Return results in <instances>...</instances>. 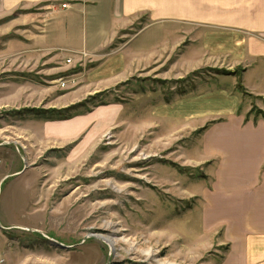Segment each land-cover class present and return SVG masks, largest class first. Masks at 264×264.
<instances>
[{"label": "rangeland", "instance_id": "374dc122", "mask_svg": "<svg viewBox=\"0 0 264 264\" xmlns=\"http://www.w3.org/2000/svg\"><path fill=\"white\" fill-rule=\"evenodd\" d=\"M36 12L0 6V144L14 160L0 220L17 223L0 228V264H222L225 226L202 221L219 161L203 138L228 112L264 113L232 35L140 14L104 50H35L32 20L14 23ZM75 120V135L46 125Z\"/></svg>", "mask_w": 264, "mask_h": 264}, {"label": "crops", "instance_id": "0c3cea01", "mask_svg": "<svg viewBox=\"0 0 264 264\" xmlns=\"http://www.w3.org/2000/svg\"><path fill=\"white\" fill-rule=\"evenodd\" d=\"M7 2L14 7L17 3L36 7V13L23 19L25 23H14L18 27L32 20V30L28 25L25 29L35 50H104L118 32L132 27L140 14H147L152 23L161 19L183 21L191 33L195 28L200 34L232 35L237 62L246 67L244 79L258 77L250 83V92L264 96V0H0V6ZM201 40L203 43V37ZM128 44L129 40L122 46L127 49ZM26 87H12L14 91L9 90V94L18 97ZM114 109H99L94 116L101 120ZM248 111L246 108L245 114ZM245 114L228 112L203 138L208 154L218 155L219 161L212 189L204 190L202 221L206 226H225V240L232 244L222 264H264V119L259 117L254 122L251 116L244 122ZM78 123L46 125L67 136L75 135ZM0 155L7 159L6 165L0 163V174L12 171L10 149L0 144ZM13 188L11 184L5 192L4 209L15 207ZM0 222L2 229L17 225L3 222V218Z\"/></svg>", "mask_w": 264, "mask_h": 264}, {"label": "bare ground", "instance_id": "6f19581e", "mask_svg": "<svg viewBox=\"0 0 264 264\" xmlns=\"http://www.w3.org/2000/svg\"><path fill=\"white\" fill-rule=\"evenodd\" d=\"M103 240H105V241L109 244V246H112V247H113L114 244H115V241H114L113 239H109V238L106 239V238H105V239H103Z\"/></svg>", "mask_w": 264, "mask_h": 264}, {"label": "trees", "instance_id": "16d2710c", "mask_svg": "<svg viewBox=\"0 0 264 264\" xmlns=\"http://www.w3.org/2000/svg\"><path fill=\"white\" fill-rule=\"evenodd\" d=\"M33 109H34V108H33ZM25 110H26L27 112L32 111L31 108H29V109L26 108ZM261 116H262V118L264 119V113L261 112ZM246 118H247V117H246ZM254 120H255V119H254ZM263 166H264V164H263Z\"/></svg>", "mask_w": 264, "mask_h": 264}, {"label": "water", "instance_id": "95a60500", "mask_svg": "<svg viewBox=\"0 0 264 264\" xmlns=\"http://www.w3.org/2000/svg\"><path fill=\"white\" fill-rule=\"evenodd\" d=\"M49 239L54 240V239H52V238H50V237H49Z\"/></svg>", "mask_w": 264, "mask_h": 264}, {"label": "built area", "instance_id": "2783aa9c", "mask_svg": "<svg viewBox=\"0 0 264 264\" xmlns=\"http://www.w3.org/2000/svg\"><path fill=\"white\" fill-rule=\"evenodd\" d=\"M66 5H64V7H65Z\"/></svg>", "mask_w": 264, "mask_h": 264}]
</instances>
